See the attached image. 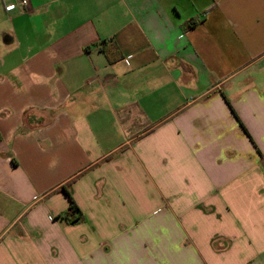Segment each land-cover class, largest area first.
<instances>
[{
    "label": "crops",
    "instance_id": "crops-1",
    "mask_svg": "<svg viewBox=\"0 0 264 264\" xmlns=\"http://www.w3.org/2000/svg\"><path fill=\"white\" fill-rule=\"evenodd\" d=\"M1 1L0 264H264V0Z\"/></svg>",
    "mask_w": 264,
    "mask_h": 264
},
{
    "label": "trees",
    "instance_id": "trees-1",
    "mask_svg": "<svg viewBox=\"0 0 264 264\" xmlns=\"http://www.w3.org/2000/svg\"><path fill=\"white\" fill-rule=\"evenodd\" d=\"M108 41L112 43L102 44L100 46V50L104 53L108 61H113L119 57L118 47L116 44H113L112 39H108ZM111 47H114L113 49H115L116 53H118L116 56L111 55L112 53ZM68 197H69V205L66 208V210L62 214H60V217L65 219L67 222H73L81 217V211L79 207L75 204V202L72 200L69 194H68Z\"/></svg>",
    "mask_w": 264,
    "mask_h": 264
},
{
    "label": "built area",
    "instance_id": "built-area-1",
    "mask_svg": "<svg viewBox=\"0 0 264 264\" xmlns=\"http://www.w3.org/2000/svg\"><path fill=\"white\" fill-rule=\"evenodd\" d=\"M17 4L21 7V9H25L26 6H28L29 4V1L28 0H18L17 1ZM16 6V3H10V4H7L5 5V10L6 11H9L11 10L12 8H14Z\"/></svg>",
    "mask_w": 264,
    "mask_h": 264
},
{
    "label": "rangeland",
    "instance_id": "rangeland-1",
    "mask_svg": "<svg viewBox=\"0 0 264 264\" xmlns=\"http://www.w3.org/2000/svg\"><path fill=\"white\" fill-rule=\"evenodd\" d=\"M3 11H4V9H3V4H2V1L0 0V13H3ZM3 40V39H2ZM1 39H0V45H2L4 42V40L2 41Z\"/></svg>",
    "mask_w": 264,
    "mask_h": 264
},
{
    "label": "water",
    "instance_id": "water-1",
    "mask_svg": "<svg viewBox=\"0 0 264 264\" xmlns=\"http://www.w3.org/2000/svg\"><path fill=\"white\" fill-rule=\"evenodd\" d=\"M5 41L7 40V38L4 39Z\"/></svg>",
    "mask_w": 264,
    "mask_h": 264
}]
</instances>
